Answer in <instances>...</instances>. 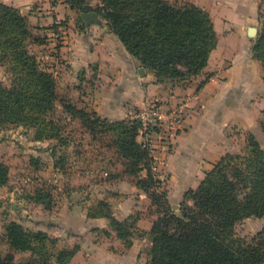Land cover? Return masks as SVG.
<instances>
[{"label":"crops","instance_id":"0c3cea01","mask_svg":"<svg viewBox=\"0 0 264 264\" xmlns=\"http://www.w3.org/2000/svg\"><path fill=\"white\" fill-rule=\"evenodd\" d=\"M168 1L193 2L210 13L217 33V45L212 52L243 49L241 53H244L246 45L242 35L250 26L259 23L258 13L264 0ZM0 2L17 8L26 16L32 37L38 40L30 41L28 49L39 59L40 67L55 76L59 99L52 116L69 121L61 130V136L67 138L63 152L58 138L35 139L34 129L11 125L16 132L30 135L22 145L10 147L13 150L10 159L8 154L0 153V159L9 165V179L0 187V196L9 195L13 199V209L17 211L11 220L22 224L17 215L26 207L29 212L41 213L44 220L38 222L42 225L33 229L50 235L49 230L53 227L59 232L56 235L59 242L72 239L78 244L68 264H142V258L146 264L150 239L141 232H148L157 216L151 198L136 185L137 177L125 172L114 149L109 148L104 139L93 138L81 120L65 110L60 99L78 109L95 111L110 121L131 118L144 103L154 99L159 101L167 117L175 110L170 138L164 146H158L156 155L163 159L160 163L167 171V181L162 187L169 204L177 210L185 192L198 186L205 172L221 155L236 152L246 145L247 133L257 136L260 115L264 113L261 62L240 55L233 67L219 70L216 68L219 59L212 62L211 52L207 65L198 75L161 83L156 81L154 72L127 51L99 14L97 23L87 25L81 12L65 0ZM87 3L92 8L100 4L99 0H87ZM210 73L213 74L198 88ZM0 80L7 82L5 67L1 65ZM5 130L6 127H1L0 134ZM137 139L140 141L141 137ZM259 143L264 148V142L260 140ZM48 144L51 145L49 149L39 148ZM89 144L98 147V151L86 152L93 157L85 162L80 150ZM60 159L64 163L62 167L56 166ZM12 169L19 182H23L19 175L26 170L27 174L30 172L35 176L50 174V178H33L28 181L27 190L19 194V187L16 193L10 185ZM145 174V170L139 172V176ZM39 187L50 189L53 196L50 209L32 199ZM101 200L109 204L112 216L117 220L136 217L140 233L129 237L127 244L117 236L108 218L90 216ZM251 219L258 220L259 229L262 228L264 219L249 217L243 220Z\"/></svg>","mask_w":264,"mask_h":264},{"label":"trees","instance_id":"16d2710c","mask_svg":"<svg viewBox=\"0 0 264 264\" xmlns=\"http://www.w3.org/2000/svg\"><path fill=\"white\" fill-rule=\"evenodd\" d=\"M80 12L96 11L127 51L154 72L156 81L165 83L198 75L207 65L217 45V33L210 13L189 1L99 0L92 8L87 0H65ZM251 46L264 73V17ZM32 37L26 16L0 2V65L10 73L9 83L0 80V128L21 125L34 129L35 139L61 140L60 121L54 119L56 80L52 72L40 67L28 49ZM208 74L198 88L210 77ZM62 100L63 107L81 120L93 138L104 139L121 159L125 172L136 176V185L155 206L156 218L148 232V264H264V224L248 241L237 235L235 226L244 218H264V148L249 136L246 153L226 152L205 172L195 188H189L178 209L169 204L162 182L151 172V156L137 137L141 122L136 118L110 121L95 111H85ZM55 132L56 134H52ZM57 135V136H56ZM101 135V136H100ZM64 138V137H63ZM57 160L56 166H63ZM145 170V176L139 172ZM9 179V165L0 159V187ZM44 208L53 206L49 188L39 187L32 194ZM90 216L109 219L117 236L128 238L140 233L136 217L117 220L109 204L98 201ZM3 237L9 252L0 255V264H68L78 249L56 250L57 239L40 229H28L9 220ZM29 251L24 262L15 261L16 252Z\"/></svg>","mask_w":264,"mask_h":264},{"label":"rangeland","instance_id":"374dc122","mask_svg":"<svg viewBox=\"0 0 264 264\" xmlns=\"http://www.w3.org/2000/svg\"><path fill=\"white\" fill-rule=\"evenodd\" d=\"M260 8H261V11L263 13L262 16L264 17V1H262V3L260 4ZM259 17L260 16L258 15V18ZM250 27H254L256 31L253 33L252 31H249V29H248L246 31V33L244 35H242L243 40H244L243 42L246 45V49L244 50V53H241V52H243V49L240 51L239 50H237V51L224 50L223 51V50L217 49V50L212 52V59H211L212 62H214V60H216V59H219V62L216 65V68H218L220 70L222 68L228 69L229 67H233L234 64L237 62L236 60H238V57H240V55H242L244 58L245 57L250 58V59L254 58L252 55L251 46H252L253 39L255 38L257 31L261 27L260 19H259V23L257 25H252ZM236 52L241 53V54L234 55ZM224 53L229 54V55L232 54V56H230V57L223 56V55H225ZM210 74H213V73H210ZM6 75H7V82L5 84L9 83L10 73L7 72ZM59 121L61 123L59 125H60V127H62V129L66 128L67 123L69 122L64 117L63 118L59 117ZM258 125H259V129L256 130L257 136L253 135L252 133H247L246 134V141L249 138V136L253 135V137L256 138L258 142L260 140L264 142V113L262 115H260V121L258 122ZM5 127H6V130L4 132H1L2 134H0V153L4 154V155L8 154V159H10L11 158L10 156L12 155V152H13V150L10 147H13V149H14L16 145H18V144L22 145V143L25 140L28 141L30 139V135L27 132H22V131L16 132L11 125H5ZM52 134L54 135L56 133L53 132ZM67 134H68V132H67ZM77 135H79V134H77ZM18 137H21V139L23 138V141L21 142ZM63 137L61 140H58L60 143V147H61L62 152L66 150L64 147H66V141H67L66 136L63 135ZM80 138L84 140L83 141L84 143H86V140L83 136H80ZM87 142H88V140H87ZM25 144H27V142ZM36 147H39V146H36ZM44 147L49 149L51 147V145L50 144H48L47 146L43 145V146H40L39 148L43 149ZM81 148H82V150H80V152L82 154V159L85 162L87 159H92L93 156L90 155L91 152L98 151V147H96L92 144H89V146H87L86 148H85V146H82ZM88 151L90 154H86V152H88ZM236 152L246 153V145L245 144L242 145L240 150H238ZM25 157L27 158V156H25ZM160 159L163 160L162 158H160ZM87 164L89 165V164H91V162H88ZM85 165H86V163H85ZM159 167H160V170L164 174V181H167L166 180V178H167L166 168L163 167L162 163L159 164ZM101 170H104V169H101ZM15 175H16V173L12 169V172H11L12 182L10 185L13 187V189L16 191V193L19 190L20 191V192H18L19 194H22L23 191L27 190V188H28L27 184L31 180H33V178L39 179V180H40V178L42 180L50 178V176H49L50 174H44L43 173V174H39V176H35V174L33 175V173H30V172L27 174V170H26V172H22V175H19L20 179L23 181V182H19L16 180ZM58 179H60V178L58 177ZM17 187H19L18 190H16ZM20 189H22V190H20ZM12 201H13V199L9 195L0 196V255H3V256L6 255L10 251L8 248V243H7V241H5V238L3 237L4 227L6 226L8 221L11 220L14 215L17 214L16 209L15 210L13 209ZM28 209L29 208L26 207L25 211H19L20 215H17V216H19V218L21 219L24 227H26L28 229H31V228L33 229L36 226H39L41 224V222H38V220H44V218H42L43 216H40L41 213L29 212V211H27ZM262 219H264V218H262ZM259 228H260V224H259L258 220H255V219L241 220L240 222H238L236 224L235 231H236L237 235H239V236H241V237H243L249 241L257 233V230ZM55 229L53 227H51L49 230V231H51V233H50V235L48 234L50 237L57 239L56 248L51 250L54 255L56 253V250L62 249V248L70 249L76 244L72 239H69V242L68 241L67 242L66 241L59 242V238L56 237V235H58L59 232H58V230H55ZM29 256H30L29 251L16 252L14 254L15 261L21 262V263H24L29 258ZM144 262H145L144 258H142L141 263L144 264ZM51 264H56L54 257H52V259H51ZM146 264H148V263H146Z\"/></svg>","mask_w":264,"mask_h":264},{"label":"built area","instance_id":"2783aa9c","mask_svg":"<svg viewBox=\"0 0 264 264\" xmlns=\"http://www.w3.org/2000/svg\"><path fill=\"white\" fill-rule=\"evenodd\" d=\"M131 118H136L141 122L139 128L140 142L147 148L151 156V172L155 179L164 182V174L160 170L161 159L156 155L158 146H164L170 138V132L176 119L175 110L171 111L169 117L162 109L159 101L154 99L143 104Z\"/></svg>","mask_w":264,"mask_h":264},{"label":"water","instance_id":"95a60500","mask_svg":"<svg viewBox=\"0 0 264 264\" xmlns=\"http://www.w3.org/2000/svg\"><path fill=\"white\" fill-rule=\"evenodd\" d=\"M80 16L87 25L91 22L97 23L99 21L98 13L95 11L81 12ZM249 31H252L254 33L256 30L254 27H249Z\"/></svg>","mask_w":264,"mask_h":264}]
</instances>
